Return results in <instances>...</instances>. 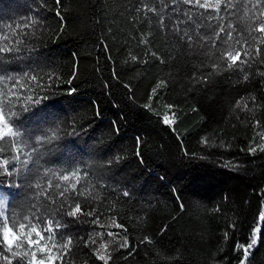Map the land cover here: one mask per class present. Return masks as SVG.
<instances>
[{
  "label": "trees",
  "instance_id": "trees-1",
  "mask_svg": "<svg viewBox=\"0 0 264 264\" xmlns=\"http://www.w3.org/2000/svg\"><path fill=\"white\" fill-rule=\"evenodd\" d=\"M224 6L223 20L202 21L181 0H0V47L20 49L0 53V90L29 145L51 139L22 175L0 168V190L17 211L80 205L56 216L57 246L72 238L57 264H241L256 228L245 264H264V34L251 19L264 0H247V18ZM218 23L232 25L233 47L212 43ZM237 50L247 63L229 68L223 54ZM46 169L79 170L86 194L37 200Z\"/></svg>",
  "mask_w": 264,
  "mask_h": 264
},
{
  "label": "snow or ice",
  "instance_id": "snow-or-ice-1",
  "mask_svg": "<svg viewBox=\"0 0 264 264\" xmlns=\"http://www.w3.org/2000/svg\"><path fill=\"white\" fill-rule=\"evenodd\" d=\"M182 3L190 5L192 7L205 10L200 14L201 20L205 19H219L223 20L218 14L221 11V0H181ZM260 0H257V4ZM244 7L245 17H248L247 10V0L243 4L233 3L232 0H225L224 10L228 11L231 8ZM255 7V5L253 6ZM155 11V9H150ZM208 10H212L211 13ZM189 21L196 23L192 20L191 13H186ZM252 20H259L258 27L254 30L264 34V13L261 17L252 16ZM198 27L203 25H197ZM208 28H212L211 24L206 25ZM219 28L217 32L214 28L215 39L212 43L215 44L219 41L221 44H228L229 47H233L234 38L232 36V25L223 26L222 24H217ZM253 29L249 26V32L251 33ZM223 34V35H221ZM188 37L190 42L192 37L188 35L187 32L184 33ZM205 39H208L205 37ZM238 42V41H236ZM247 43V42H246ZM259 44H264V36L259 39ZM259 44L257 45V54L260 52ZM19 47H0V53H19ZM248 52L245 49L243 52L244 56H248ZM224 58L228 61L229 68H235L238 65L247 63L246 60H242L241 51L237 50L233 54L232 51H227L224 54ZM32 80H36L35 76L30 77ZM247 78V77H245ZM7 80H11L15 85L18 81L16 77H8ZM5 82L4 77H0V83ZM9 90H0V143H7L9 147L8 157L5 159H0V168H3L4 172L9 175H22L25 169H28V165L33 162V158L36 157L37 145L43 143H51V139H40L37 138V145H29V143L23 138V134L18 127L15 126L14 120L19 115L18 112L12 111V100L9 98L5 102V97L8 96ZM12 97H15V91L12 92ZM39 103V101H36ZM171 107V106H169ZM5 109H8L6 112ZM25 109L21 108L20 112ZM164 123L169 124L171 121L167 116L164 117ZM52 139H55L53 136ZM264 150V149H261ZM251 152H255L256 148H251ZM15 153L13 155L12 153ZM0 151V155H2ZM9 165L11 170H9ZM43 177L48 178L47 184L42 187L39 182L34 186L35 190L39 191V195L36 196L37 200L44 197L46 200H51V192L46 189L55 188L63 189L59 192L61 197H64L65 201L69 198L68 194H71V198L78 199L80 195H85L83 191L77 190V185L80 183L84 177L79 173V170H75L68 174H60L58 177L56 173L51 169H46L43 173ZM63 182V185H61ZM17 186V185H12ZM29 188L33 186L28 184ZM124 195H128L127 192ZM10 200L7 196L0 195V244L3 245L5 250L10 253L9 255L0 256V259L7 261V264H12L13 259L23 260L25 264H57V261L61 259L64 252L68 250L69 245L72 244V238L67 237L66 242L62 247L57 246V240L64 241L65 235L61 229L67 227V224H62L56 219L57 215H66L75 219L78 214L81 213V208L79 204H76L71 211L64 212L63 204L56 210H52L49 206L43 203L33 205L28 203L24 205L20 211L16 210V206L13 205L9 207ZM53 203H59V201H53ZM261 220H264V213L260 216ZM41 225L43 227H41ZM260 232V228L254 229L253 239L247 246H240L244 251V259L241 260V264H245L250 250L257 243L256 236ZM35 237V238H33ZM25 244L27 247L25 248ZM51 245V246H50ZM122 247H127V242H125ZM103 247H107L106 245ZM56 249V252L53 251ZM56 253H60L57 255ZM39 254V255H38ZM98 259L104 261L107 264L106 256L100 254Z\"/></svg>",
  "mask_w": 264,
  "mask_h": 264
},
{
  "label": "rangeland",
  "instance_id": "rangeland-1",
  "mask_svg": "<svg viewBox=\"0 0 264 264\" xmlns=\"http://www.w3.org/2000/svg\"><path fill=\"white\" fill-rule=\"evenodd\" d=\"M0 195H4V196H7L4 192H2L1 190H0ZM8 197V196H7Z\"/></svg>",
  "mask_w": 264,
  "mask_h": 264
}]
</instances>
